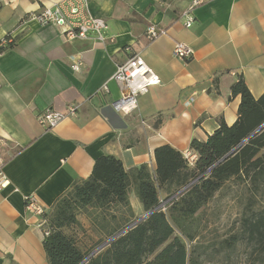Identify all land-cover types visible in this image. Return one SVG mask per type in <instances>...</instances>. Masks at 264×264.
Wrapping results in <instances>:
<instances>
[{
    "label": "crops",
    "instance_id": "obj_1",
    "mask_svg": "<svg viewBox=\"0 0 264 264\" xmlns=\"http://www.w3.org/2000/svg\"><path fill=\"white\" fill-rule=\"evenodd\" d=\"M76 1L0 0V166L10 181L0 187V264H49L43 228L26 208V195L52 210L102 155L121 159L130 175L142 164L155 172L158 146L186 152L192 139H206L221 120L231 125L238 119L241 95H232L231 87L240 77L255 98L264 93V0H201L192 10V0H88L85 11L106 19L103 40L90 33L64 41L56 23L35 16ZM153 25L167 34L149 39ZM179 41L194 48L192 58L174 54ZM135 53L161 82L138 95V107L125 114L114 106L122 93L113 77ZM104 84L109 91H102ZM71 103L80 104L77 114L56 127L38 122L40 113L66 112ZM130 187L141 216L145 210Z\"/></svg>",
    "mask_w": 264,
    "mask_h": 264
},
{
    "label": "trees",
    "instance_id": "obj_2",
    "mask_svg": "<svg viewBox=\"0 0 264 264\" xmlns=\"http://www.w3.org/2000/svg\"><path fill=\"white\" fill-rule=\"evenodd\" d=\"M231 91L241 95L238 119L231 125L221 120L206 139H192L193 162L185 152L164 144L155 149V172L142 164L130 175L121 159L99 156L91 175L76 180L46 214L50 233L43 244L49 264H81L99 245L134 223L139 216L130 201L131 184L145 213L152 212L83 264H203L229 257L239 244L248 247L251 263L264 264V210H255L250 203L230 234L215 241L203 236L200 212L227 182H244L254 192L264 187V127L252 134L264 123V93L255 98L243 77ZM161 203L165 204L156 209ZM79 213L87 216L89 229L97 235L88 249L67 230L79 225L87 231Z\"/></svg>",
    "mask_w": 264,
    "mask_h": 264
},
{
    "label": "built area",
    "instance_id": "obj_3",
    "mask_svg": "<svg viewBox=\"0 0 264 264\" xmlns=\"http://www.w3.org/2000/svg\"><path fill=\"white\" fill-rule=\"evenodd\" d=\"M201 0H192L190 10H192ZM88 4V0H77L69 9L57 3L54 7H44L36 13V18L42 23H56L62 29V37L64 41H70L77 38H86L90 33H94L100 40L104 39L102 31L107 25L106 19L100 16H94L87 13L84 6ZM194 23L192 12L186 13V26L190 27ZM167 30L150 26L147 29V37L155 39L161 35H166ZM4 41L0 42V55ZM174 54L184 60L192 58L194 48L187 42L179 41L174 46ZM80 61H76L73 67L79 70ZM119 84L121 89V98L114 103V106L121 112L127 114L138 107V95L146 93L152 85L161 82L160 76L146 63L140 54H133L125 62L117 66L116 73L113 77ZM1 87V82H0ZM102 91H109L108 85L104 84ZM194 97L188 99L187 103L191 104ZM80 104L71 103L68 105L66 112L47 110L38 115V122L44 129L56 127L64 118L75 116L78 112ZM190 162H193L195 155L191 151L185 152ZM3 158L0 153V165ZM10 183L8 177L0 166V187L7 186ZM26 208L33 214L39 216L38 227L43 228L44 235L50 233L48 224V209L41 204L38 197L34 194L25 196Z\"/></svg>",
    "mask_w": 264,
    "mask_h": 264
},
{
    "label": "rangeland",
    "instance_id": "obj_4",
    "mask_svg": "<svg viewBox=\"0 0 264 264\" xmlns=\"http://www.w3.org/2000/svg\"><path fill=\"white\" fill-rule=\"evenodd\" d=\"M248 203L255 210H264V187L254 192L244 182L235 179L227 182L200 212L204 239L215 241L234 231ZM78 218L87 227V231L79 225L67 230L76 234L83 249H88L96 241L97 235L89 229L88 218L84 213H79ZM251 262L248 247L239 244L238 250L229 257L220 256L211 261H204L203 264H255Z\"/></svg>",
    "mask_w": 264,
    "mask_h": 264
},
{
    "label": "water",
    "instance_id": "obj_5",
    "mask_svg": "<svg viewBox=\"0 0 264 264\" xmlns=\"http://www.w3.org/2000/svg\"><path fill=\"white\" fill-rule=\"evenodd\" d=\"M264 127V123L262 124V125H260L252 134H254V133H257L259 130H261L262 128ZM243 143V142H242ZM241 143V144H242ZM241 144H239L238 146H236L235 148H233L229 153H227L224 157H222L221 159H220V161L218 162V163H220V162H222L223 160H225L226 158H228L230 155H232L233 153H235L236 151H237V149L240 147V145ZM185 189V188H184ZM184 189H182L181 191H183ZM181 191H179V192H181ZM165 203H161L158 207H156V209L157 208H159V207H161V206H163ZM156 209H154V210H156ZM153 210V211H154ZM152 212V211H151ZM151 212H148V213H145V214H143V215H141V216H139V218L134 222V223H132L131 225H129L126 229H128V228H130L132 225H134L136 222H138V221H140V220H142L143 218H145L146 216H148ZM126 229H124V230H122L121 232H119L118 234H116L114 237H111L110 239H108V240H106L104 243H102L101 245H99L96 249H94L83 261H82V263L81 264H83L84 262H86L90 257H92L94 254H96L99 250H101L106 244H108V242H110L113 238H115L116 236H118V235H120L122 232H124Z\"/></svg>",
    "mask_w": 264,
    "mask_h": 264
}]
</instances>
